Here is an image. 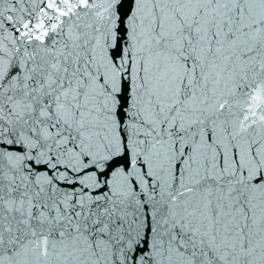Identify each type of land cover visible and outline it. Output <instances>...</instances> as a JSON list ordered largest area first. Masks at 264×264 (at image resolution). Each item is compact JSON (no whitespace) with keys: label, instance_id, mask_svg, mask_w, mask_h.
Here are the masks:
<instances>
[{"label":"snow or ice","instance_id":"obj_1","mask_svg":"<svg viewBox=\"0 0 264 264\" xmlns=\"http://www.w3.org/2000/svg\"><path fill=\"white\" fill-rule=\"evenodd\" d=\"M25 2L0 0V264H264V0Z\"/></svg>","mask_w":264,"mask_h":264},{"label":"water","instance_id":"obj_2","mask_svg":"<svg viewBox=\"0 0 264 264\" xmlns=\"http://www.w3.org/2000/svg\"><path fill=\"white\" fill-rule=\"evenodd\" d=\"M46 2L47 0H44V2H41V0H26V2L24 3L23 7L27 10V9H33L31 16H29V13L27 11H25L23 13L25 19H32L33 23L36 22V17L39 15L41 16V18H44L42 16V13L40 12L41 9H44L45 11H47L49 13V15H51V10L46 8ZM129 4H125L124 7L122 8V13L126 14L129 8ZM15 15H21V13L17 12ZM45 20V24L50 23V21L47 18H44ZM48 38L46 37V40ZM35 42V41H34Z\"/></svg>","mask_w":264,"mask_h":264}]
</instances>
